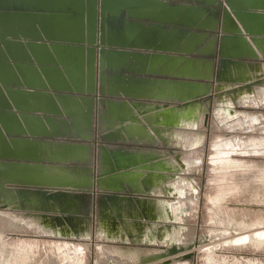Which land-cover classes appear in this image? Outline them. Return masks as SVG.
Returning a JSON list of instances; mask_svg holds the SVG:
<instances>
[{
    "label": "water",
    "instance_id": "1",
    "mask_svg": "<svg viewBox=\"0 0 264 264\" xmlns=\"http://www.w3.org/2000/svg\"><path fill=\"white\" fill-rule=\"evenodd\" d=\"M262 20L264 0H0L1 216L160 248L126 264L197 260L210 236L182 241L196 189L176 184L200 161L176 150L254 103L264 72L243 69L264 62Z\"/></svg>",
    "mask_w": 264,
    "mask_h": 264
},
{
    "label": "rangeland",
    "instance_id": "2",
    "mask_svg": "<svg viewBox=\"0 0 264 264\" xmlns=\"http://www.w3.org/2000/svg\"><path fill=\"white\" fill-rule=\"evenodd\" d=\"M257 90L251 96L253 104L235 109L234 127L211 117L209 133L203 122L202 132L192 133L199 138L194 142L197 147L189 149L193 141L185 134L184 149L176 150L200 161L189 168L182 178L186 181L176 184L186 192L191 185L196 189L195 193L189 189L187 213L181 215L187 230L182 241L205 235L210 241L196 250L197 260L175 264H264V87ZM9 215L0 214V264H126L130 255L124 251L130 247L142 254L160 250L105 241L93 244L91 229L88 237L63 241L39 233L19 214ZM55 257L58 261L52 260Z\"/></svg>",
    "mask_w": 264,
    "mask_h": 264
},
{
    "label": "crops",
    "instance_id": "3",
    "mask_svg": "<svg viewBox=\"0 0 264 264\" xmlns=\"http://www.w3.org/2000/svg\"><path fill=\"white\" fill-rule=\"evenodd\" d=\"M260 24H262L264 26V20L260 21L259 22ZM139 32L141 33V31L139 30ZM120 62H125L124 60H120ZM163 66H169V64H165V63H162ZM248 65V64H246ZM244 72H246V76L248 77H256V75H262V73L264 72V62H260L258 65L256 64H252V66H246L244 67L243 69ZM167 83V82H166ZM173 90V87L167 85V84H164L163 85V89L162 91H165V93L167 94V99L168 97L170 96L171 92ZM158 93V92H157ZM165 94V95H166ZM147 107H155V103H151V104H146ZM139 156H156V157H162L164 159H167V160H164V161H168L167 162V165L168 167L174 168L175 166V159L173 156L169 155V152H167L166 150H160V149H144V150H141L140 153L138 154ZM167 177H169V173H167ZM173 184V183H172ZM170 186V184H168V187ZM173 212V210H172Z\"/></svg>",
    "mask_w": 264,
    "mask_h": 264
}]
</instances>
